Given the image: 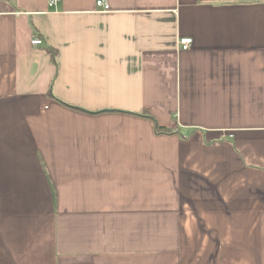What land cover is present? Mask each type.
I'll return each mask as SVG.
<instances>
[{"label":"crops","instance_id":"1","mask_svg":"<svg viewBox=\"0 0 264 264\" xmlns=\"http://www.w3.org/2000/svg\"><path fill=\"white\" fill-rule=\"evenodd\" d=\"M95 1L0 0V264H264V0Z\"/></svg>","mask_w":264,"mask_h":264},{"label":"built area","instance_id":"2","mask_svg":"<svg viewBox=\"0 0 264 264\" xmlns=\"http://www.w3.org/2000/svg\"><path fill=\"white\" fill-rule=\"evenodd\" d=\"M58 2L59 0H48V7H55ZM95 6L98 10H100V13H106L110 11L109 5L104 0H96ZM42 43V40L37 36H34L31 40V45L33 47L39 46ZM191 43L192 41L189 38H183L177 41V45L179 46L178 48H180L181 50H188L191 46Z\"/></svg>","mask_w":264,"mask_h":264},{"label":"trees","instance_id":"3","mask_svg":"<svg viewBox=\"0 0 264 264\" xmlns=\"http://www.w3.org/2000/svg\"><path fill=\"white\" fill-rule=\"evenodd\" d=\"M48 53L50 54L51 57V62L54 63L55 62V51L53 49H47ZM147 116H149L147 113H145ZM157 132H163V133H168L170 132L168 129H165L163 127H160L158 125H156L155 127Z\"/></svg>","mask_w":264,"mask_h":264}]
</instances>
